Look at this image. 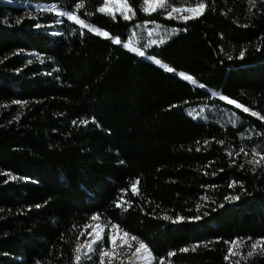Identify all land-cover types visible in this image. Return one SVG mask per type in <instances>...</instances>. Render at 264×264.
Listing matches in <instances>:
<instances>
[{
    "label": "trees",
    "instance_id": "1",
    "mask_svg": "<svg viewBox=\"0 0 264 264\" xmlns=\"http://www.w3.org/2000/svg\"><path fill=\"white\" fill-rule=\"evenodd\" d=\"M78 2L79 10L73 0H0V264H77L94 214L106 249L118 225L149 246L153 264H234L227 242L264 238V120L251 115L264 116V0H165L171 8L207 5L187 23L145 13L143 0H127L128 21L101 13L106 0ZM35 5L74 10L109 35L56 11L30 16ZM142 25L180 31L163 45L139 42V57L125 45ZM28 51L40 57L29 64ZM241 147L248 155L236 156ZM254 158L259 165L248 163ZM262 245L240 264H264ZM100 247L79 264H99Z\"/></svg>",
    "mask_w": 264,
    "mask_h": 264
},
{
    "label": "snow or ice",
    "instance_id": "2",
    "mask_svg": "<svg viewBox=\"0 0 264 264\" xmlns=\"http://www.w3.org/2000/svg\"><path fill=\"white\" fill-rule=\"evenodd\" d=\"M118 2H120V0H118ZM250 3H252L253 5H255V0H249ZM143 4L145 5V7L143 8V11L145 13H151V12H156L157 11V8H164L166 5H165V0H143ZM73 7L74 9L76 10H79L82 5L78 2V0H73ZM207 8V5L205 3H199V5L197 7H188L187 9L185 8H181V7H172L170 11L167 12V16L166 18L167 19H174V18H177V17H173V13H183V12H187V13H191L193 15L189 16V15H184L182 17V20L184 23H187L189 19H195V18H198L200 15H203L204 11L206 10ZM41 12H45V11H55L54 9H43L41 8L40 9ZM99 11L101 13H104V12H108L110 14L113 15V19H115V13L113 12V10L111 8H108L107 7V0H106V6L105 7H100L99 8ZM56 15L59 16V17H67V20L69 21H72L74 22L75 24L77 25H80L82 28H89V31H95V33L97 35H100V32H99V29H91L88 25L85 24V21L83 19H80L79 16L77 15L76 11L74 10H68V11H56ZM119 15L122 16V18L125 20V21H128V20H131L133 15H134V10L133 8L127 3V0H123V3L121 5V7L119 8ZM22 21L20 20H17V23H21ZM148 23H153L152 21H149ZM37 28L40 27V24H36L35 25ZM247 25H245L246 27ZM162 27V30L158 33H156L155 37H154V33L152 31H149L148 32V41H147V44L145 45V47H150V46H157V45H163L167 42V40L171 39V36L173 34H177L180 30L179 29H173L171 33H168L167 32V29H163V26ZM184 31H187V29H183ZM109 35V33L107 32H104L103 33V36L107 37ZM114 42L119 45L121 43L120 39L119 38H116L114 40ZM128 47V50L132 53H135L137 56L139 57H145V51L141 50V48L139 47H133L131 45V42L127 45ZM244 56V52L241 51L240 53V58H243ZM150 59H153L154 60V63L156 65H159L161 68L165 69L167 72L169 73H175L176 72V69H174L173 67H169L167 64H162L161 63V60L160 59H155L154 57H149ZM231 58V57H230ZM28 63L30 64L31 61L29 60ZM179 77L184 81V82H188L190 83L191 85L193 86H196L200 89H205L206 88V85L204 83H199L197 84V80L194 78L193 75L191 74H186L185 72H179ZM213 95H218V99L220 101H223V102H226L227 104L229 105H234L235 108L237 109H241L244 113H248L250 111V109L248 107H245L243 104L241 103H238L237 100L235 99H230L228 95H225V94H218V93H213ZM15 103L17 104H20V103H27V102H22V101H15ZM178 105H172L171 107H177ZM189 116H192L193 114L191 112L188 113ZM251 115L256 117V116H259V113L258 112H255V111H252L251 112ZM19 117H17L18 119ZM196 118H199V117H196ZM259 118L261 120H264V116H259ZM94 120V118H93ZM76 121H73V124H75ZM81 123L83 124H87V121H82ZM199 143V141L197 142ZM207 143V141L205 142ZM220 143H223V141H220ZM197 151H199V149H197ZM240 154H244V155H248V153L246 152L245 148L244 147H241L239 149V152L236 153V156H239ZM229 156H232L233 153L232 152H229L228 153ZM254 157H255V154H253ZM261 160H264V154L261 155ZM123 163V162H122ZM248 163L251 165V164H256V165H259L260 164V160H256L255 158L253 160H250L248 161ZM241 168L244 167L243 164L240 165ZM13 180L16 179V177H12ZM137 183H139V181H137ZM236 184L237 182L236 181H232L231 184H229V187H236ZM241 187H243V185L241 184L240 185ZM132 191L133 193L135 194L136 193V189H135V185H133L132 187ZM201 199H207L206 197H201ZM240 197L237 195V196H226L225 197V200L227 201H237L239 200ZM117 206H120L119 204H117ZM37 207H40V205H37ZM200 206H198V209H199ZM221 207H223V205H221ZM126 210V209H125ZM4 211L3 209H0V212ZM205 215H207V213H205ZM98 218V215L97 214H94L91 219L95 220ZM163 219L165 220H170L172 223H182L184 222L186 219L189 221V222H193V221H198L200 219H202L201 216L197 215V216H193V217H188V218H185L183 216H178L176 217L175 219H173L172 217L170 216H167L165 215L163 217ZM103 227V226H101ZM119 228L118 225H113V229H117ZM128 238V239H123V238ZM122 239V244L123 245H127L128 244V240L130 239L131 241H137L138 243V247L136 248V252L137 253H140L141 251H143L144 253H147L145 259L147 260H153L154 257H153V254L152 252L149 250V247L146 243H144L143 241H139L138 238L134 235L130 236L128 232L124 231L123 232V237L121 238ZM240 238H237V240H239ZM248 240H251L252 238L251 237H248L247 238ZM116 241H117V236L112 234L111 232L109 233L108 235V242L109 244L112 246V247H115L116 246ZM97 242H99V244L101 245V247L99 248V264H105V256H108L109 255V252L106 248L103 247V242H104V236L102 234V232L100 231H97L95 233V239L93 240L92 244H89L87 246V252H85V257L87 259H91L92 257L89 255V253H94L97 251V249L95 247H93L94 244H96ZM208 243H211L210 241L209 242H206L204 244L205 247L208 246ZM229 244H232V245H235L236 244V241H229L227 242ZM261 244H264V238H260L258 239L256 242L252 243L251 244V250L248 251L247 253V256L251 257L253 255V252L257 249L258 246H260ZM85 245H79L76 247L75 251H76V256H75V261L77 262V264H79V262L81 261V255H80V252H81V249L84 248ZM199 247V245H194L192 246V251H195L196 248ZM180 252H188L189 251V248L188 247H184V248H181L179 250ZM175 255V252H168L167 253V256L168 257H171V256H174ZM241 254L237 251V252H234L232 251V248L230 247L228 249V255L225 257V259H228L229 256H240ZM159 264H164V260L161 259L159 261ZM234 264H240V260L237 259L235 260Z\"/></svg>",
    "mask_w": 264,
    "mask_h": 264
},
{
    "label": "rangeland",
    "instance_id": "3",
    "mask_svg": "<svg viewBox=\"0 0 264 264\" xmlns=\"http://www.w3.org/2000/svg\"><path fill=\"white\" fill-rule=\"evenodd\" d=\"M123 3V0H120V2H118V0H107V7L111 8L113 10V12L117 15H119V8L121 7ZM166 5V3H165ZM106 6V3L103 7ZM145 7V5H144ZM54 9L55 11H57L55 9L54 6L52 5H35L34 9H32L28 14L30 16H36L38 12H41L40 9ZM157 10H163L165 12H168L171 10V7H169L168 5H166L164 8H157ZM176 14L178 17L187 15L188 13H174ZM162 29L159 26H155L154 28H148L147 26H140L137 30H136V34L131 38V40L129 42L126 43L125 47L128 49L127 45L131 42V45L133 47H137V44L139 42H142L144 39H149L148 37V32L152 31L154 33V37L156 35V33L160 32ZM100 34H103L101 31H99ZM167 32H171L169 30H167ZM29 57H30V61H33L35 59H38L40 57V55L36 52H32V51H28L25 52ZM259 116H262L259 114ZM2 173H6V172H2ZM103 226L102 223L98 220L95 219L93 221H91L86 228V237L83 240H80L78 242V245H85L84 248L81 249L80 255H81V260H83L85 258V252H87V246L89 244H92L93 240L95 239V233L97 231L102 232L104 238H105V228ZM123 231H125L123 229ZM112 234L117 236V241H116V246L112 247L110 245V247L107 249L109 252L108 256H105V259L108 260L109 264H129L128 263V255L134 250L135 246L138 244L136 243L135 245H132V241L129 239L128 240V244L127 245H123L122 244V237L123 234L120 233V228L118 229H114V231H111ZM123 239H128V238H123ZM236 244L232 245L231 244V248L232 251L234 252H239L241 255L240 256H229L231 261L234 263L235 260L239 259L241 261V259L243 258H250L249 256H247L248 251L251 250V244L256 242V241H245V240H235ZM145 243V242H144ZM100 246L99 242H97L96 244L93 245V247H95L96 249ZM262 247L263 245L261 244L260 246L257 247V249L253 252L254 254H261L262 253ZM95 253V252H94ZM94 253H89V255H93ZM76 251H75V256H76ZM252 255V256H253ZM251 256V257H252Z\"/></svg>",
    "mask_w": 264,
    "mask_h": 264
},
{
    "label": "bare ground",
    "instance_id": "4",
    "mask_svg": "<svg viewBox=\"0 0 264 264\" xmlns=\"http://www.w3.org/2000/svg\"><path fill=\"white\" fill-rule=\"evenodd\" d=\"M123 230L120 229V233L123 234ZM139 245L137 244L134 248V250L128 255V263L129 264H153L154 262V259L153 260H147L145 259L147 253H144L143 251H141L140 253H137L136 252V248L138 247ZM150 250V249H149ZM151 251V250H150Z\"/></svg>",
    "mask_w": 264,
    "mask_h": 264
},
{
    "label": "water",
    "instance_id": "5",
    "mask_svg": "<svg viewBox=\"0 0 264 264\" xmlns=\"http://www.w3.org/2000/svg\"><path fill=\"white\" fill-rule=\"evenodd\" d=\"M149 247V246H148ZM150 249V248H149ZM151 250V249H150ZM152 252V251H151ZM152 254H153V252H152ZM153 257H154V254H153ZM154 260H155V258H154Z\"/></svg>",
    "mask_w": 264,
    "mask_h": 264
}]
</instances>
